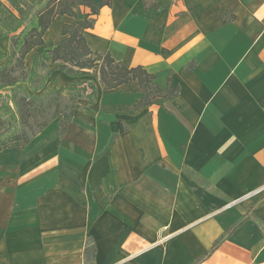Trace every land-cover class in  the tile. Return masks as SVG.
Listing matches in <instances>:
<instances>
[{
	"label": "crops",
	"instance_id": "crops-1",
	"mask_svg": "<svg viewBox=\"0 0 264 264\" xmlns=\"http://www.w3.org/2000/svg\"><path fill=\"white\" fill-rule=\"evenodd\" d=\"M74 21L57 15L25 67H54L46 50ZM83 35L179 91L133 112L134 81L53 68L45 86L94 83L77 100L94 113L0 150V264H264V0H113ZM0 50L1 66L7 36Z\"/></svg>",
	"mask_w": 264,
	"mask_h": 264
},
{
	"label": "trees",
	"instance_id": "trees-1",
	"mask_svg": "<svg viewBox=\"0 0 264 264\" xmlns=\"http://www.w3.org/2000/svg\"><path fill=\"white\" fill-rule=\"evenodd\" d=\"M0 1V37L7 36L9 54L7 61L0 66V150L17 143L27 144L41 132L52 120L58 119L59 136H63L75 109H83L89 114V106H81L78 98L86 97L88 104L96 99V87L88 79L74 82L67 87L55 85L44 87V83L53 68L63 71L71 77L89 76L97 71L102 89H115L135 82L143 95L130 107L135 112L150 105L156 98H169L179 91V87L168 84L161 88L154 80L155 75L142 65L128 66L116 60L107 51H92L83 35L84 29L93 26L95 16L103 6H110L113 0H7ZM147 5V2H146ZM153 6H156L153 4ZM87 9L85 10H81ZM57 15L74 18V23H63L62 38L46 50L50 67L40 55L36 57L30 69L25 67V55L34 47L43 45V35ZM223 20L234 18L233 14H220ZM36 18L37 26L23 28ZM20 32H17L20 27ZM23 33V34H22ZM22 38L20 45L18 41ZM0 50V59L6 57ZM194 61L185 66L189 73ZM28 84L29 92L23 84ZM10 88L11 93L3 92ZM39 92V93H37ZM216 240L212 250L218 245ZM85 259L94 256V246L85 248Z\"/></svg>",
	"mask_w": 264,
	"mask_h": 264
},
{
	"label": "rangeland",
	"instance_id": "rangeland-1",
	"mask_svg": "<svg viewBox=\"0 0 264 264\" xmlns=\"http://www.w3.org/2000/svg\"><path fill=\"white\" fill-rule=\"evenodd\" d=\"M2 2H4V3H6V4H8V1L7 0H2ZM32 21V20H31ZM30 24H31V22H28L27 24H26V26L23 28L22 26L18 29V31L17 32H20V30L23 28V32H25L28 28H29V26H30ZM23 34V33H22ZM97 71H93L92 73H90V75L88 76V78L90 79V78H92V77H94L95 75V73H96ZM23 86L27 89L28 87V84H23ZM49 86H52V85H49ZM49 86H45V83H44V87H49ZM5 91H7V94H10L11 93V91H10V88H6L3 92H5ZM29 92H31V91H29ZM37 93H39V92H37ZM57 119V118H56ZM55 120V119H54ZM53 121V120H52ZM51 121V122H52ZM50 122V123H51ZM49 123V124H50ZM48 124V125H49ZM47 125V126H48ZM46 126V127H47ZM45 127V128H46ZM261 190H264V185L261 187V188H259V189H257V190H255V192L257 191V192H259V191H261Z\"/></svg>",
	"mask_w": 264,
	"mask_h": 264
},
{
	"label": "built area",
	"instance_id": "built-area-1",
	"mask_svg": "<svg viewBox=\"0 0 264 264\" xmlns=\"http://www.w3.org/2000/svg\"><path fill=\"white\" fill-rule=\"evenodd\" d=\"M0 1H2V0H0Z\"/></svg>",
	"mask_w": 264,
	"mask_h": 264
}]
</instances>
